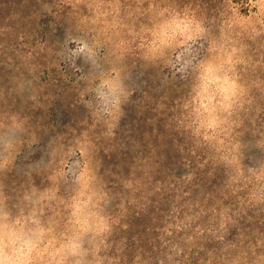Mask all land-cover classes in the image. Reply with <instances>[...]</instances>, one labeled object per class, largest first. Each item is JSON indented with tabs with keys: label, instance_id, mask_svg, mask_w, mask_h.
<instances>
[{
	"label": "rangeland",
	"instance_id": "374dc122",
	"mask_svg": "<svg viewBox=\"0 0 264 264\" xmlns=\"http://www.w3.org/2000/svg\"><path fill=\"white\" fill-rule=\"evenodd\" d=\"M0 264H264V0H0Z\"/></svg>",
	"mask_w": 264,
	"mask_h": 264
}]
</instances>
